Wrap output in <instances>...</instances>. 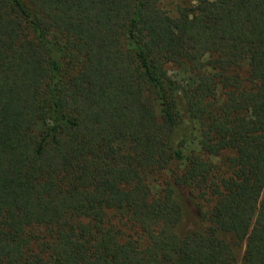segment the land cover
<instances>
[{
	"label": "trees",
	"instance_id": "obj_1",
	"mask_svg": "<svg viewBox=\"0 0 264 264\" xmlns=\"http://www.w3.org/2000/svg\"><path fill=\"white\" fill-rule=\"evenodd\" d=\"M159 1L0 0V264H264V0Z\"/></svg>",
	"mask_w": 264,
	"mask_h": 264
},
{
	"label": "rangeland",
	"instance_id": "obj_2",
	"mask_svg": "<svg viewBox=\"0 0 264 264\" xmlns=\"http://www.w3.org/2000/svg\"><path fill=\"white\" fill-rule=\"evenodd\" d=\"M194 3L191 0H160L159 6L166 12H168L171 16H177L179 9L184 6H192ZM180 73L185 76L186 73L184 70H179ZM42 124H39L38 127L42 128ZM197 146V142L193 143L188 147V150ZM215 161H219V159H215ZM162 181L160 176L152 177V185L155 189L159 186V183ZM177 195L182 202L183 206L186 210V216L184 220L185 226L193 225L195 216L198 214L195 206H197L198 199L195 195L185 187H178L177 188Z\"/></svg>",
	"mask_w": 264,
	"mask_h": 264
}]
</instances>
